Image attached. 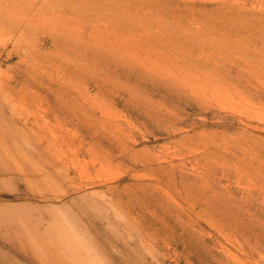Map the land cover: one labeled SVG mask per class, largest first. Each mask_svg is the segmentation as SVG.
Wrapping results in <instances>:
<instances>
[{
    "label": "rangeland",
    "instance_id": "obj_1",
    "mask_svg": "<svg viewBox=\"0 0 264 264\" xmlns=\"http://www.w3.org/2000/svg\"><path fill=\"white\" fill-rule=\"evenodd\" d=\"M0 264H264V0H0Z\"/></svg>",
    "mask_w": 264,
    "mask_h": 264
}]
</instances>
